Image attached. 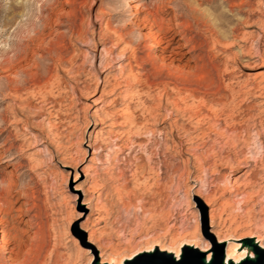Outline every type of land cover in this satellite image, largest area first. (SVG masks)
Segmentation results:
<instances>
[{"label": "rangeland", "instance_id": "374dc122", "mask_svg": "<svg viewBox=\"0 0 264 264\" xmlns=\"http://www.w3.org/2000/svg\"><path fill=\"white\" fill-rule=\"evenodd\" d=\"M64 1L0 0V224L25 231L22 241L38 225L42 246L39 263L0 250V264H95L88 235L112 264H178L181 255L209 264L215 247L224 264L227 245L235 252L241 243L256 258L239 264H264V47L257 44L264 45V0H233L232 7L230 0H164L182 21L175 7L195 9L189 22L204 70L186 79L163 72L150 83L168 87L148 94L132 81L116 103L108 101L124 65L122 46H112L106 24L128 26L136 4ZM247 14L258 22L239 24L232 36V23ZM106 51L114 68L100 73ZM140 66L133 63V72L140 75ZM213 96L222 105L204 110L202 100ZM95 115L105 122L96 124ZM202 131L204 146L195 139ZM214 199L208 213L205 203ZM211 229L223 244L206 241ZM9 233L4 239H13ZM187 242L196 248L185 249Z\"/></svg>", "mask_w": 264, "mask_h": 264}, {"label": "bare ground", "instance_id": "6f19581e", "mask_svg": "<svg viewBox=\"0 0 264 264\" xmlns=\"http://www.w3.org/2000/svg\"><path fill=\"white\" fill-rule=\"evenodd\" d=\"M127 1L130 3L136 4V6L134 7L135 11L132 14L131 20H130V24L132 26L128 27L130 25L129 24L128 26H122V27H117L116 29H113L111 22H107L106 24V28L108 31V34H107L108 37L107 36L106 37L108 38V40L109 38L111 40V37L114 38L113 39L114 43L112 44V46L115 48V50L118 49L119 46H122L117 58H120L121 61L124 62L123 63L124 65L119 66L120 73L117 79L120 82L115 81L117 79H113V85H112L113 87L111 90L113 94V98L110 99L108 103H116L118 96L121 93L120 91L121 87L129 84L130 82L132 83V81L135 82L137 87L146 88L147 90L145 92L148 94L152 90L153 86L158 87L162 85L163 87H165L168 85L167 82L158 83L159 85L150 83L151 78L154 79L157 76L161 75L163 72H165L166 76L171 79L182 78V77L186 79L187 75L191 73V70H199V71L204 70L203 68H204L205 56L203 55L202 47L200 45H196L198 43V40L195 39L196 35L192 34L193 30L191 29V24L189 22V20L191 21L196 20L194 8L187 6V5H183V7H180V6L175 7L176 10L184 11L185 17H184V21H182L181 19H179L181 17H177L176 15H174L173 7H171L169 3L166 4L165 3L166 0L165 1L164 0H127ZM230 1H228L229 2L228 5L230 7L234 6V4L232 3L233 0H230ZM63 3L69 4L70 2L69 0H65ZM163 3H165L166 5H164ZM241 13L243 12L240 9L239 14ZM120 14L121 12L114 13V11H111L110 16L113 19H115V21L119 20L121 22L123 20V17ZM254 18H255L254 14H247L244 20L238 21L234 24L232 23L233 26L230 29L231 30L230 34L234 36V34L238 31L239 24L241 23L245 24L251 21L252 23H254L253 21L255 20ZM222 21H223V17L221 16L219 19V23L220 25H225V24H221ZM133 27L135 28V30L138 31L137 37H135L134 35ZM143 31H146V32L142 33ZM262 42L263 41L261 39L257 43L258 47L260 48L264 47ZM106 53L108 57L102 60L101 65L99 66V69L102 70L100 73H102L106 69L114 68L110 64V57H109L112 54V52L106 51ZM189 55H192V56L187 58V56ZM245 56H248V54ZM117 62L116 63L114 62L113 64L118 65ZM190 62L195 64L192 68L189 67L188 63ZM133 63H136V64L140 63L141 66L139 69L142 72L140 75L138 73L133 72L132 70ZM185 67H188L187 71L184 70ZM105 82H108V81H105ZM179 92L181 91H178L177 93ZM187 95H188L187 97L196 99L195 94H193L192 92H187ZM215 97L216 96H213L212 98H206L202 100V105L204 107L203 108L204 110H205V107L207 106H210V109H211L214 106L215 107L219 106V104L222 105V102H219ZM125 120L129 124H131L134 127V129H140V124L136 122L135 121L136 119H134L133 117H127ZM94 121L96 124H102L105 122V117L104 115H95ZM198 124L200 123L198 122ZM196 128H200V126ZM203 133L204 132L202 131V133L197 134L195 137L196 141H198L200 145L202 146L206 144L205 138L207 139L208 137L207 135ZM192 140H193V137L192 139L187 138L186 140H184V145H187ZM216 201L217 200L214 199L211 202H208L210 203V205L212 204L211 206L204 202L206 204V207L209 208L208 213H213L215 211L213 206L216 203ZM226 204H224V206ZM222 207H223V204H222ZM208 219H209V226L212 227L211 224L215 220V216L212 214L209 216ZM29 224L31 225L30 222ZM34 228L36 229V231L33 233V235L26 237L25 241H22L25 235L24 234L25 231L19 230L18 228H15V226L12 228H8V226L4 224L2 225L1 223L0 224V250L7 251L8 257L11 259L15 258V260H18L19 257L34 255V260L39 263L42 259V246L40 245V238H39L40 228L38 225L34 226ZM11 230L16 234V235L14 234L13 239L12 237L10 238L9 236L10 235L9 231ZM6 232L9 233V235H7L9 239H4L3 237V234H5ZM17 233H20L21 235L18 236L19 234ZM208 234L211 236V240L208 239L206 241H212V237H213L217 240L216 242L217 244H223L224 240L220 239L219 232L217 230L211 229L208 232ZM10 240L15 241L16 245L15 246L12 245L11 244L12 242ZM85 243L89 244V246L85 250L87 251V253L90 254V256H94L96 252L99 253L97 255L98 260L95 264H112L110 260H106L102 258V254L97 246L95 248L92 247V246H95V239L92 235H88ZM208 244L207 242H205L204 243L205 246H203L201 250L203 254H207L205 257L206 262H208L211 259V254H210ZM234 246L236 248L235 252L240 249L239 252L238 251L236 253L232 252L231 246L227 245V249L225 251V257H224V264H230V262H232L233 264H239L246 257H248L249 259L256 258L254 254L250 253L251 248L248 244L241 243L238 245L235 244ZM183 247L185 249H188L189 247L194 248L195 245L187 242V243H184ZM217 247H220V246H217ZM259 250H261L260 252L264 251V246L260 244ZM212 251L216 252L218 250L215 247L212 249ZM173 255H174V258L178 260L180 251H176L175 253H173ZM145 256L146 255L138 256L136 259H133L132 261H139ZM23 261L25 262L26 259L24 258ZM115 264H121V261Z\"/></svg>", "mask_w": 264, "mask_h": 264}, {"label": "water", "instance_id": "95a60500", "mask_svg": "<svg viewBox=\"0 0 264 264\" xmlns=\"http://www.w3.org/2000/svg\"><path fill=\"white\" fill-rule=\"evenodd\" d=\"M178 264H189L188 258L184 255H181ZM196 264H203V263H200L199 260H196ZM209 264H222V254L220 251L214 252V256L212 257V260L210 261Z\"/></svg>", "mask_w": 264, "mask_h": 264}, {"label": "snow or ice", "instance_id": "6c2138e0", "mask_svg": "<svg viewBox=\"0 0 264 264\" xmlns=\"http://www.w3.org/2000/svg\"><path fill=\"white\" fill-rule=\"evenodd\" d=\"M169 251H172L171 249H169Z\"/></svg>", "mask_w": 264, "mask_h": 264}]
</instances>
